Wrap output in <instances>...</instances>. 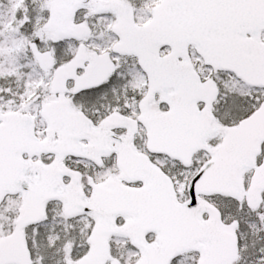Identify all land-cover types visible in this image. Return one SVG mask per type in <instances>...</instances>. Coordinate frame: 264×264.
<instances>
[{"label":"snow or ice","instance_id":"1","mask_svg":"<svg viewBox=\"0 0 264 264\" xmlns=\"http://www.w3.org/2000/svg\"><path fill=\"white\" fill-rule=\"evenodd\" d=\"M0 264H264V0H0Z\"/></svg>","mask_w":264,"mask_h":264}]
</instances>
